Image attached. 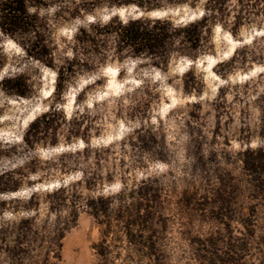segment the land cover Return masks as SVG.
I'll list each match as a JSON object with an SVG mask.
<instances>
[{
  "label": "rangeland",
  "instance_id": "rangeland-1",
  "mask_svg": "<svg viewBox=\"0 0 264 264\" xmlns=\"http://www.w3.org/2000/svg\"><path fill=\"white\" fill-rule=\"evenodd\" d=\"M9 1L0 264H264V0ZM204 15L162 65L108 33Z\"/></svg>",
  "mask_w": 264,
  "mask_h": 264
},
{
  "label": "trees",
  "instance_id": "trees-1",
  "mask_svg": "<svg viewBox=\"0 0 264 264\" xmlns=\"http://www.w3.org/2000/svg\"><path fill=\"white\" fill-rule=\"evenodd\" d=\"M25 5L26 0H11L6 8L8 10L7 23L14 25L9 31L26 25ZM12 12L15 13L10 16ZM206 22V15L181 25H175L167 20H130L125 23L119 22L116 25L110 23L108 33L114 34L120 45L132 52L131 55L152 57L153 63L162 65L168 61V53L176 41L181 42L180 51L185 55H190L189 49L201 44L204 29L208 25Z\"/></svg>",
  "mask_w": 264,
  "mask_h": 264
},
{
  "label": "bare ground",
  "instance_id": "bare-ground-1",
  "mask_svg": "<svg viewBox=\"0 0 264 264\" xmlns=\"http://www.w3.org/2000/svg\"><path fill=\"white\" fill-rule=\"evenodd\" d=\"M75 238V237H74ZM72 241V240H71ZM77 242H79V240L77 241ZM71 246H73V245H71ZM78 249H81V248H78ZM78 251V250H77ZM81 260V259H80Z\"/></svg>",
  "mask_w": 264,
  "mask_h": 264
}]
</instances>
